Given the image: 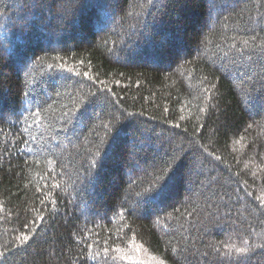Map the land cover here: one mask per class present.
Instances as JSON below:
<instances>
[{
  "label": "trees",
  "instance_id": "obj_1",
  "mask_svg": "<svg viewBox=\"0 0 264 264\" xmlns=\"http://www.w3.org/2000/svg\"><path fill=\"white\" fill-rule=\"evenodd\" d=\"M134 2L147 7V0H83L73 23L62 11L68 0H0V41L8 48L0 51V264H103L89 258L97 248L87 245L97 241L100 249L105 241L123 249L111 256L136 258L116 264H229L220 253L244 240L246 264H264V0H214L211 17L208 0H161L165 8L145 13L143 36L130 35L136 22L120 11ZM224 52L247 74L220 72ZM37 58L42 63L33 65ZM60 62L64 69L47 67ZM53 74L69 79L53 87ZM76 81L87 85L83 93L104 88V100L98 118L67 132L61 114ZM37 104L45 119L23 121L20 114ZM109 113L119 140L93 186L84 168L96 146L103 154ZM169 164V193L137 206L136 193L160 169L171 172ZM21 233L32 239L14 247Z\"/></svg>",
  "mask_w": 264,
  "mask_h": 264
},
{
  "label": "snow or ice",
  "instance_id": "obj_2",
  "mask_svg": "<svg viewBox=\"0 0 264 264\" xmlns=\"http://www.w3.org/2000/svg\"><path fill=\"white\" fill-rule=\"evenodd\" d=\"M118 2L120 4H123L126 2V0H118ZM208 3H209V16L211 17V12L215 10L214 0H208ZM84 6L85 4L83 3V0H68L67 6L63 8L62 11L64 15L71 16L73 23H75L78 19L80 9L83 8ZM165 7L166 5H164L161 2V0H147V7H145L144 4L138 5L137 3L134 2L132 4L131 11H127L124 8H120V11H122L127 17L135 20L136 22L135 24L129 25V27L133 30V32L130 33V35L134 34L136 31H139L140 35L143 36L144 31H146L148 27V20L145 16V13H147V16H152L153 12H158L161 8H165ZM112 15L114 16V12ZM108 19L111 20L112 16H109ZM153 19H155V17H153ZM137 25H141V28L138 29ZM101 30H103V27H101ZM105 43H107V41H105ZM242 44L244 45V47H247L249 45V40L247 39L243 40ZM9 46H11L10 41H9ZM228 47H229V51H231L232 49L236 48V45L232 44V45H229ZM0 51H4V52L8 51V48L3 46L2 41H0ZM237 51H240V50L237 49ZM241 55H243V53H241ZM54 59L57 61H60L61 58L57 56V57H54ZM38 63H42V58H37L36 60L32 61L33 65L38 64ZM20 64L22 65L23 61H21ZM226 64L230 66H226ZM47 67L49 69H53L55 67L64 69L65 63L60 62L57 65L48 64ZM218 70L220 72H223L226 77L230 73H243L245 75L247 74V69L246 67L242 66V61L238 63L237 58L234 55H230L229 52H224L223 55L219 57ZM16 71L17 73H19L20 68L17 67ZM68 71L71 72L73 71V69L68 68ZM75 74L77 76L81 75V73L78 71ZM82 75L87 80L93 81L94 84L98 82V81H95L93 77L89 75L88 72H84ZM0 76H3L2 70H0ZM50 79L53 81L52 86L56 87V84H55L56 81H63L69 78L63 75L53 74L50 77ZM75 83L79 84L80 88L76 90L75 96L72 97V101H73L72 104L63 106L65 111L61 114V119L63 121L64 130L67 132H74L76 126L78 125H82L86 127L90 122L98 118V114L96 113V105L99 102L104 100V97L98 94V93H102L105 90L104 88L97 89L96 91H88L87 93H83L82 89L84 87H87V85H85L83 81H76ZM98 83L102 84L103 82H98ZM213 87L215 86L213 85ZM108 91H111V90L108 89ZM203 91L211 92V89L205 88L203 89ZM24 95H28V93H25ZM249 100H250V97L247 94H245L242 102L247 106L249 103ZM8 112L11 115H15L16 109L10 108L8 109ZM42 112H43V109L40 107L39 104H37L36 109L34 111L29 110L28 116H24L23 113H21L20 115L23 121H27L29 118H31L33 124L39 125L41 120L45 119V117L42 116ZM200 112L202 113L205 112V109L201 108ZM4 116H5V110L2 107V105H0V120H3ZM109 119L111 123H103L102 125L103 128L106 130L105 138L101 140V144L106 145V147L103 150V154L101 152V149L98 146H96V151L90 154L87 160V167L84 168V172L87 176V183L89 185L94 186V181L98 179L99 174L103 169L105 160L109 157V155H111L113 151H115L116 145L119 140V128L113 126L115 124L116 118L113 117L111 113H109ZM181 119H183V117H181ZM28 127H31V125H29ZM97 127H99V125ZM174 127L179 128V125L177 124ZM249 127H251V125H249ZM22 130L26 132L28 129L25 127ZM176 135H180V133H176ZM33 140H35V137H33ZM25 143L27 144L28 141L26 140ZM179 147H180L179 145L175 146L172 149V152L175 153L176 149ZM201 147L203 148V151L207 153L208 156H212L217 161L221 159L220 156H216L212 152L208 151L207 147L205 146H201ZM127 154L132 155L131 152H128ZM49 163H53V161L49 160ZM133 167L135 169L136 167H138V165H134ZM168 168L172 169V165L169 164ZM159 173L160 174L154 175L152 180L148 181L149 187L145 188L142 192L136 193V196L138 197V199L136 200L135 203L137 206L143 205V206H146L147 208L148 206H152L157 203H160L162 202V199L169 193L172 180L174 179V175H173L174 169H172V171L170 172L162 168L159 170ZM53 179H55V177H53ZM45 183H47V180L45 181ZM133 183L135 182L133 181ZM52 187L59 188L60 185L54 183ZM45 200H47V197L45 198ZM260 202H261V205L264 206V200H261ZM44 203L45 201H41L42 205ZM52 203L55 204L56 201L53 200ZM132 211L133 213H135V209H133ZM125 214H126V210L122 208V211L120 213L121 219L124 218ZM146 214H151V213L146 212ZM43 219H44L43 216L39 217V220L41 223H43ZM159 222L160 220L158 219L157 223ZM33 223H35V221H33ZM124 227L126 228L128 226L125 225ZM25 228H27V225H25ZM121 231H123V229ZM15 239L18 243L17 245H14V247L24 246L30 241V239H32V237L30 235L21 233L20 235L16 236ZM117 239H123V237L120 236V237H117ZM77 243H80V241L78 240ZM133 243H134V235H133V240L129 241V247H131ZM242 244L243 246H239V247L235 245H228L227 254L220 253V255L221 256L227 255L229 259V264H246V260H244L243 255L249 252L248 241L244 240ZM98 245H99L98 241L95 243H89L87 245V248L89 249V251H91V249H93L94 247L97 248L96 253L89 256V258L94 261L100 260L103 262V264H116V261L118 259L126 260V261H132L136 259L135 257L129 254H126V253L121 254L118 257L111 256L110 251L115 252V253H123V249H121L118 245L112 247L111 249H109L107 241L104 242L103 249H100ZM140 247H141L140 245H137L136 250L139 251ZM233 250L237 254V256H232ZM178 251H180V249L178 248L172 249V252L174 254L177 253ZM159 264H167V261L164 259H161L159 261Z\"/></svg>",
  "mask_w": 264,
  "mask_h": 264
}]
</instances>
